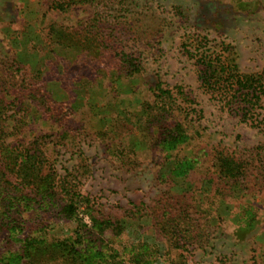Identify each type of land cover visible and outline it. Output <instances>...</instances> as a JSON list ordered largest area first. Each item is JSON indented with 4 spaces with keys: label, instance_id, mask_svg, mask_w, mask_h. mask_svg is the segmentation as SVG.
<instances>
[{
    "label": "rangeland",
    "instance_id": "1",
    "mask_svg": "<svg viewBox=\"0 0 264 264\" xmlns=\"http://www.w3.org/2000/svg\"><path fill=\"white\" fill-rule=\"evenodd\" d=\"M53 1L58 0H0V90L6 83L12 91L19 87L26 93L40 92L36 85L42 83L54 111L48 117L37 101L23 98L26 133L49 136L43 142L45 154L58 178L75 176L72 184L90 205L125 227L126 234L115 242L108 232L105 239L113 242L110 246L122 253L134 249L141 264H264V192L252 188L256 174L264 176V156L250 154L264 143V133L232 116L204 92L195 61L181 46L189 34L208 35L235 48L241 72H260L264 0H124L131 11H106V19L97 23L100 30L93 33L144 65L145 74L131 79L108 67V61L92 71L87 51L56 48L51 25L54 33L63 28L76 34L90 16L83 7L73 13L51 10ZM176 7L181 14L174 12ZM141 11L166 20L161 38L149 34L153 29L142 28L146 22L136 24ZM156 74L166 86H180L193 101L183 107L196 110L186 119L190 140L171 154L149 146L138 107L152 99L150 87ZM58 131L64 133V140L55 138ZM217 149L247 164L245 191L237 194L217 184L213 176ZM192 156L197 157L196 166L173 177L174 159L181 162ZM174 206L194 228L197 246L181 241L177 249L166 240L171 233L164 234L165 219L169 211L175 212ZM79 215L88 222L82 210ZM74 227L61 221L54 233ZM177 232L184 236L183 230Z\"/></svg>",
    "mask_w": 264,
    "mask_h": 264
},
{
    "label": "trees",
    "instance_id": "2",
    "mask_svg": "<svg viewBox=\"0 0 264 264\" xmlns=\"http://www.w3.org/2000/svg\"><path fill=\"white\" fill-rule=\"evenodd\" d=\"M82 7L90 18L76 34L63 28L54 33L51 25L49 32L56 48L87 51L94 64L90 69L95 72L101 62L108 61V67L117 68L116 72L126 78L145 74L144 65L136 62L130 53L106 45L98 39L100 36L93 33L100 30L97 23L99 19H106L103 14L106 11L129 13L131 10L125 1L58 0L53 1L49 8L60 13H73ZM144 12L151 11L134 12L137 13L136 24L146 22L142 28L148 32L153 29L149 34L158 33L161 38L166 20L154 12L148 16ZM174 12L181 14L177 7ZM127 26L131 28L128 23ZM141 33L145 35L146 31L141 30ZM181 46L184 53L195 61L197 80L204 92L232 116L264 133V67L257 73L241 72L235 61V48L224 41L217 43L208 35L189 34ZM41 84L36 85L40 92L26 93L19 87V90L12 91L6 83L0 90V264H141L142 257L138 259L139 253L134 249H131L133 252L126 250L122 253L110 246L112 241L105 239L110 232L115 242L126 234L125 227L117 221L113 223L90 205L91 201L72 184V180H77L75 176L67 174L65 178H58L56 169L50 166L45 154L47 147L43 142L50 137H28L27 116L21 113L22 99L28 96L27 99L37 101L42 113H49L48 117L55 107V104L53 108L48 106L49 102H54ZM150 89L152 99L142 101L138 106L147 130L145 140L150 138L151 148L171 154L190 140L188 130L191 126L186 119L190 111L196 110L183 107L193 104V101L180 86H166L157 74ZM198 112L201 114V110ZM55 138L64 140V133L58 131ZM214 151L213 176L217 184L237 194L245 191L247 164L235 159L225 149ZM250 154L264 156V143L250 150ZM174 160L173 177L180 171L187 173L198 163L197 157L193 156L181 162L180 159ZM254 182L252 188L257 193L264 192V176L257 173ZM80 210L88 217V222L79 215ZM174 210L164 218V234L171 233L166 240L170 246L176 244L177 249H180L181 241L187 246H197L195 244L199 240L194 228L186 222L188 219L181 217L182 213L178 215L175 206ZM61 221L74 223L75 227L55 234L54 227ZM182 230L184 236L178 237L177 231L181 234ZM129 252L132 255L127 257Z\"/></svg>",
    "mask_w": 264,
    "mask_h": 264
}]
</instances>
